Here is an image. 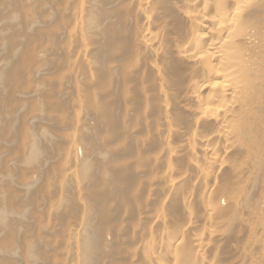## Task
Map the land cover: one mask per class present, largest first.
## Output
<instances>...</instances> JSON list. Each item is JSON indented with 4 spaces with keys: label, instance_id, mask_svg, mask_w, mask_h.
<instances>
[{
    "label": "bare ground",
    "instance_id": "1",
    "mask_svg": "<svg viewBox=\"0 0 264 264\" xmlns=\"http://www.w3.org/2000/svg\"><path fill=\"white\" fill-rule=\"evenodd\" d=\"M0 264H264V0H0Z\"/></svg>",
    "mask_w": 264,
    "mask_h": 264
}]
</instances>
